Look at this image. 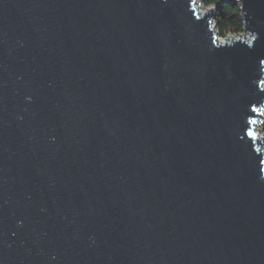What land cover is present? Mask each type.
<instances>
[{"label": "water", "instance_id": "water-1", "mask_svg": "<svg viewBox=\"0 0 264 264\" xmlns=\"http://www.w3.org/2000/svg\"><path fill=\"white\" fill-rule=\"evenodd\" d=\"M0 0V264H264V0ZM250 35V36H249Z\"/></svg>", "mask_w": 264, "mask_h": 264}, {"label": "trees", "instance_id": "trees-1", "mask_svg": "<svg viewBox=\"0 0 264 264\" xmlns=\"http://www.w3.org/2000/svg\"><path fill=\"white\" fill-rule=\"evenodd\" d=\"M204 6H214L217 34L220 38L229 34L240 35L244 31V22L236 0H201ZM264 135V119L260 123Z\"/></svg>", "mask_w": 264, "mask_h": 264}, {"label": "rangeland", "instance_id": "rangeland-1", "mask_svg": "<svg viewBox=\"0 0 264 264\" xmlns=\"http://www.w3.org/2000/svg\"><path fill=\"white\" fill-rule=\"evenodd\" d=\"M200 3V0H196V4H199ZM208 6H204L203 5V3L201 2V8H200V10L202 11H204L206 8H207ZM214 18L215 17H213V23L215 22V20H214ZM230 35V34H229ZM250 36V35H249ZM219 38H220V36H218ZM236 37H241V34L240 35H236ZM225 37H223V38H221L222 40L224 39ZM262 121H258V123H257V126H256V132H257V134L259 135V136H263L264 137V135H263V133H262V131H261V129H260V123H261ZM263 141H264V139H263Z\"/></svg>", "mask_w": 264, "mask_h": 264}, {"label": "bare ground", "instance_id": "bare-ground-1", "mask_svg": "<svg viewBox=\"0 0 264 264\" xmlns=\"http://www.w3.org/2000/svg\"><path fill=\"white\" fill-rule=\"evenodd\" d=\"M201 11V10H200ZM203 11V10H202Z\"/></svg>", "mask_w": 264, "mask_h": 264}]
</instances>
